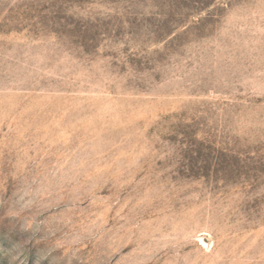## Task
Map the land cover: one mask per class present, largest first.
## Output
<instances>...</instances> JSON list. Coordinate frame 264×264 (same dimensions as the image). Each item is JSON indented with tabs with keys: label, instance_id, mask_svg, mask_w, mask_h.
Segmentation results:
<instances>
[{
	"label": "rangeland",
	"instance_id": "obj_1",
	"mask_svg": "<svg viewBox=\"0 0 264 264\" xmlns=\"http://www.w3.org/2000/svg\"><path fill=\"white\" fill-rule=\"evenodd\" d=\"M0 264H264V0H0Z\"/></svg>",
	"mask_w": 264,
	"mask_h": 264
}]
</instances>
